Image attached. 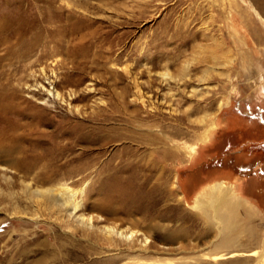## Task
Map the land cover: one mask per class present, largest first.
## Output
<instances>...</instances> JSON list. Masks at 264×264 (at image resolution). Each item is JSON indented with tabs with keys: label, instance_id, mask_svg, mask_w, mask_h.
Returning <instances> with one entry per match:
<instances>
[{
	"label": "rangeland",
	"instance_id": "obj_1",
	"mask_svg": "<svg viewBox=\"0 0 264 264\" xmlns=\"http://www.w3.org/2000/svg\"><path fill=\"white\" fill-rule=\"evenodd\" d=\"M263 22L264 0H0V264H264Z\"/></svg>",
	"mask_w": 264,
	"mask_h": 264
},
{
	"label": "bare ground",
	"instance_id": "obj_2",
	"mask_svg": "<svg viewBox=\"0 0 264 264\" xmlns=\"http://www.w3.org/2000/svg\"><path fill=\"white\" fill-rule=\"evenodd\" d=\"M263 25H264V22H263ZM191 150L194 151L195 150V147H191ZM215 188V190L213 191H216V187L217 185H214L213 186ZM64 196L58 198L56 197L53 193H54V190L53 188H47L45 190H40V189H36L34 190V193H35V197H38V196H42V194L47 198V200L51 201L53 204H61V206L65 207L67 209V214L70 216V217H73L75 218L79 223L81 224H84L86 222V224H90L91 225V218L90 217H84V215L82 214H79V215H76V210L80 207V202H74L73 200V197L75 196L74 193L70 192L69 190H67L66 188H64L63 190H60ZM211 195V194H210ZM215 195V194H214ZM211 198V197H210ZM202 200V199H201ZM201 200L198 201V204H202V202H200ZM210 202V201H209ZM209 202L207 203V205L209 204ZM238 205H241L242 203H237ZM226 208L229 209V212H231L234 208L233 206H236L235 203H232L231 201H229V203L226 204ZM207 207V206H206ZM208 208L209 209H212L213 211H216V207L213 203H211L210 205H208ZM230 216V218H229ZM226 213H223V214H220V220L223 224V227L224 228H230L233 227L234 228V222H233V216L229 215ZM236 221V220H235ZM230 229H227L230 231ZM104 231L107 232V233H115L117 235H123V237H130L131 234L133 235V233H127V234H123L120 230L116 229L114 226H104ZM232 231V229H231Z\"/></svg>",
	"mask_w": 264,
	"mask_h": 264
}]
</instances>
